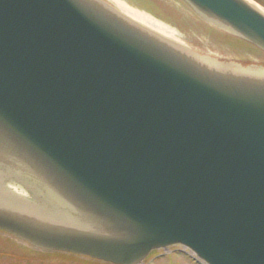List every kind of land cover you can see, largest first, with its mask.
I'll list each match as a JSON object with an SVG mask.
<instances>
[{"label": "water", "instance_id": "obj_1", "mask_svg": "<svg viewBox=\"0 0 264 264\" xmlns=\"http://www.w3.org/2000/svg\"><path fill=\"white\" fill-rule=\"evenodd\" d=\"M185 1L264 51L246 1ZM236 66L103 0H0V178L56 197L40 201L50 218L0 191V230L112 264L170 244L205 264H264V78L242 74L264 68Z\"/></svg>", "mask_w": 264, "mask_h": 264}, {"label": "rangeland", "instance_id": "obj_2", "mask_svg": "<svg viewBox=\"0 0 264 264\" xmlns=\"http://www.w3.org/2000/svg\"><path fill=\"white\" fill-rule=\"evenodd\" d=\"M119 11L118 4L127 6L131 10L143 14L154 22L170 28L173 31V38L186 50L200 57H206L213 62L222 64H232L233 67H252L255 69L264 68V51L254 45L242 41L227 39L224 35L230 34L220 27L206 21L192 7L183 0H103ZM259 7L263 8L261 3ZM165 16V17H163ZM223 33V34H222ZM231 35V34H230ZM233 36V35H232ZM5 177H1L4 179ZM6 179V178H5ZM7 180V179H6ZM15 177L9 182L12 189L19 195L23 192L27 194ZM47 189L30 184V197L36 196L34 203L40 204ZM37 198V199H36ZM15 246L11 250L21 259L30 255V264H90L89 258L57 252H45L27 246L11 234L0 230V247ZM1 249V248H0ZM9 249L7 248V251ZM4 251V250H1ZM6 251V252H7ZM182 245L168 247V249L157 251V256L163 258L159 264H165L166 260L174 264H202L194 258L189 250ZM153 256V253L151 254ZM14 260L13 264H26V259ZM4 264V263H0Z\"/></svg>", "mask_w": 264, "mask_h": 264}, {"label": "bare ground", "instance_id": "obj_3", "mask_svg": "<svg viewBox=\"0 0 264 264\" xmlns=\"http://www.w3.org/2000/svg\"><path fill=\"white\" fill-rule=\"evenodd\" d=\"M246 1V3L252 5L253 7H255L260 13H262L264 15V10L263 8L253 4L250 0H244ZM118 9H119V12L121 14H123L124 16H126L128 19H130L131 21L135 22L136 24H138L139 26L145 28V29H148L149 31H152L153 33L171 41V42H174L178 45H180L181 47H183L181 44L178 43V41L173 38V31L166 27V26H163L157 22H154L152 21L151 19L147 18L146 16H144L143 14L141 13H138L137 11H134V10H131L130 8H128L127 6H124V5H121V4H118ZM182 54H185V53H182ZM193 62H195L196 64L198 65H202L208 69H212L216 72H223V71H217V70H220L218 67L212 65L213 63H205L203 61H196V60H192ZM226 72H228V70H226ZM231 72V71H229ZM242 74H248V77L253 79V78H257V76L259 78H264V72H244ZM5 181L4 179H1L0 178V191H1V194L3 195V197L6 199H11L15 202H18L21 206H29L30 209H33L35 211H30L32 213H39L43 216H48L50 218H55L54 217V211H46L45 209H43V206L41 204H36L34 203V200H33V197H29V193L27 192V194L25 192H23L21 195L18 194V192L14 191H10V187H6L5 186ZM6 187V188H4ZM9 190V192H7L6 190ZM45 197H46V201L49 202V204L51 205H55L54 202L56 201V197L53 196L51 194V192L47 189L46 190V194H45ZM44 201V200H43ZM59 212V211H58ZM61 215L64 216V218L66 219L67 221V224L68 226L69 225H72L71 227H73V224L77 222H80L79 220H76V217H77V214L76 212H71V211H60ZM59 214H57V219L61 218L58 216ZM47 217V218H48ZM75 225V224H74ZM21 242L23 243H26L28 245H30L29 242H26V241H23V240H20ZM177 245H180V244H175V245H167L165 247H162V248H159V249H154V250H165L168 249V247H172V246H177ZM31 247L35 248L34 246L30 245ZM37 249V248H35ZM40 250V249H38ZM152 250V251H154ZM43 251V250H42ZM45 252H51V251H45ZM150 253H148L147 255L143 256V258L141 260H138L137 262H134L133 264H142L143 261H145L148 257Z\"/></svg>", "mask_w": 264, "mask_h": 264}, {"label": "flooded vegetation", "instance_id": "obj_4", "mask_svg": "<svg viewBox=\"0 0 264 264\" xmlns=\"http://www.w3.org/2000/svg\"><path fill=\"white\" fill-rule=\"evenodd\" d=\"M250 1L257 6H259V4H261V3L264 5V0H250ZM23 185H25V184L23 183ZM28 189H30V186ZM22 244L28 245V244L23 243V242H22ZM14 247L11 245L10 246L6 245L5 247H3V246L0 247L1 248L0 249V263L13 264V263H15L14 260L16 261L17 259H21L18 255H15V253L11 250V248H14ZM7 248L9 249L8 251H7ZM26 248H27V252H30V245H28ZM1 250H4V251H1ZM152 253H150L148 255L147 259L145 261H143L142 264H159L160 260H164L163 258H159V256H157V254H156L157 251L153 253V256H151ZM25 259H26L25 263L30 264V255L23 256V259H21V260H25ZM88 260H89L90 264H108V263H105V262H102L99 260H95V259H91V258H89ZM165 264H174V263L166 260Z\"/></svg>", "mask_w": 264, "mask_h": 264}, {"label": "trees", "instance_id": "obj_5", "mask_svg": "<svg viewBox=\"0 0 264 264\" xmlns=\"http://www.w3.org/2000/svg\"><path fill=\"white\" fill-rule=\"evenodd\" d=\"M163 17H165V16H163ZM166 18V17H165ZM223 34V33H222ZM224 35H226L225 37L229 40V39H231V40H233V41H235V40H237L234 36H232V35H230V34H226V33H224ZM239 39V38H238ZM238 41V40H237Z\"/></svg>", "mask_w": 264, "mask_h": 264}]
</instances>
